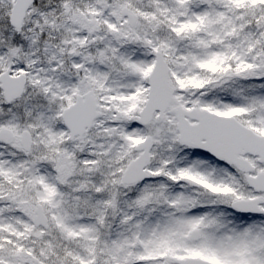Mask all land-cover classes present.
<instances>
[{
  "label": "snow or ice",
  "instance_id": "1",
  "mask_svg": "<svg viewBox=\"0 0 264 264\" xmlns=\"http://www.w3.org/2000/svg\"><path fill=\"white\" fill-rule=\"evenodd\" d=\"M0 264H264V0H0Z\"/></svg>",
  "mask_w": 264,
  "mask_h": 264
}]
</instances>
